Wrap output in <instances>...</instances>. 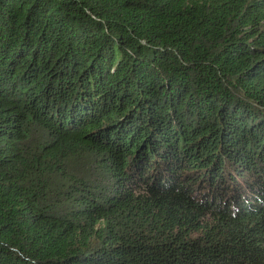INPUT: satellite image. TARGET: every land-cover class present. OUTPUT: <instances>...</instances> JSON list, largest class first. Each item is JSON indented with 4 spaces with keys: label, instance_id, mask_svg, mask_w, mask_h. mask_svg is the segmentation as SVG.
<instances>
[{
    "label": "trees",
    "instance_id": "1",
    "mask_svg": "<svg viewBox=\"0 0 264 264\" xmlns=\"http://www.w3.org/2000/svg\"><path fill=\"white\" fill-rule=\"evenodd\" d=\"M0 264H264V0H0Z\"/></svg>",
    "mask_w": 264,
    "mask_h": 264
}]
</instances>
